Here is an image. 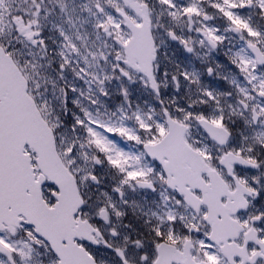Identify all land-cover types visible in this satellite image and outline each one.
Returning <instances> with one entry per match:
<instances>
[{
	"label": "snow or ice",
	"instance_id": "6c2138e0",
	"mask_svg": "<svg viewBox=\"0 0 264 264\" xmlns=\"http://www.w3.org/2000/svg\"><path fill=\"white\" fill-rule=\"evenodd\" d=\"M0 264H264V0H0Z\"/></svg>",
	"mask_w": 264,
	"mask_h": 264
}]
</instances>
